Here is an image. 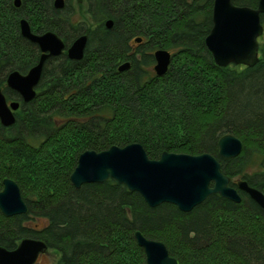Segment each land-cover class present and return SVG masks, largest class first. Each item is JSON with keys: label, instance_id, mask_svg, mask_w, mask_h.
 <instances>
[{"label": "trees", "instance_id": "trees-1", "mask_svg": "<svg viewBox=\"0 0 264 264\" xmlns=\"http://www.w3.org/2000/svg\"><path fill=\"white\" fill-rule=\"evenodd\" d=\"M76 1L86 3L89 22L74 21L69 0L61 10L52 0L17 8L0 0V88L20 102L15 125L0 127V191L5 178L14 180L27 207L10 218L0 212V246L11 251L33 238L59 253L54 264H147L139 231L178 264H264V209L242 192L239 204L212 194L182 213L167 203L150 208L113 179L80 188L70 181L84 151L139 143L154 160L208 153L231 186L239 176L264 195V43L255 66L221 68L205 46L214 0ZM21 17L34 34H58L66 48L87 35L79 62L64 53L46 61L27 104L5 85L10 72L25 74L39 59L38 46L19 35ZM159 49L171 54L161 76L152 68ZM124 63L130 67L120 72ZM225 134L241 142L236 157L219 156Z\"/></svg>", "mask_w": 264, "mask_h": 264}, {"label": "water", "instance_id": "water-1", "mask_svg": "<svg viewBox=\"0 0 264 264\" xmlns=\"http://www.w3.org/2000/svg\"><path fill=\"white\" fill-rule=\"evenodd\" d=\"M53 2L55 10H61L65 5L64 0ZM14 3L15 7L20 6L19 0H14ZM257 4V7L252 9L234 5L233 0L213 1L212 26L205 38V46L218 67L230 65L253 67L259 61L257 39L261 37L263 31L260 16L264 15V0H258ZM237 19L249 21L252 28L250 27L243 35H231L233 28L231 23ZM244 21L238 23L243 25V29L246 24ZM18 25L19 35L38 46L40 54L36 64L25 74L17 70L10 72L6 77V88L16 91L21 102L27 104L37 95L36 88L46 61L63 53L70 60L80 61L84 57L87 35L79 36L66 48L62 40L51 32L42 35L33 34L24 18L18 22ZM104 25L109 30L113 21L106 20ZM232 37L235 39L240 37L249 48L234 49ZM135 42L140 43V39L136 38ZM153 56L154 73L164 75L171 63L170 52L159 49ZM129 67L130 64L124 63L118 70L121 72ZM19 108L20 102L8 103L0 88V126L6 128L15 125V113ZM217 148H219V156L223 159L236 157L242 149L240 140L231 134L222 136L218 140ZM70 176L71 184L75 188H80L85 183L96 184L113 179L124 185L128 191L141 195L150 208L167 203L175 205L180 212L186 213L212 194H219L222 198L239 204L241 200L239 192H242L264 209L263 193L248 185L245 180L238 179L235 187L231 186L228 176L221 170L220 162L208 153L188 155L163 152L159 159L154 160L148 158L139 143L128 144L125 147L112 146L102 152L81 153ZM0 212L8 218L27 213L20 189L10 178H5L2 182ZM134 239L138 247L144 250L147 264H178L177 260L169 255L163 243L146 239L139 231L134 233ZM45 251H47L46 243L33 238H23L11 251L0 246V264H35Z\"/></svg>", "mask_w": 264, "mask_h": 264}, {"label": "rangeland", "instance_id": "rangeland-1", "mask_svg": "<svg viewBox=\"0 0 264 264\" xmlns=\"http://www.w3.org/2000/svg\"><path fill=\"white\" fill-rule=\"evenodd\" d=\"M20 1V0H19ZM54 1V0H53ZM67 1V0H66ZM54 3V2H53ZM69 3H70V7L73 9V12H75V15H74V21H85V22H89V20L91 19L90 15L87 14V11H86V3L85 2H78L76 0H69ZM19 14H17L18 16ZM20 16V15H19ZM19 18V17H18ZM23 18V17H21ZM25 18V17H24ZM27 19V18H25ZM97 24H95L94 26H96ZM32 27V26H31ZM33 28V27H32ZM33 31V30H32ZM258 42L259 43H264V32L263 34L261 35V37L258 39ZM153 68V67H152ZM151 68V70H152ZM7 77V76H6ZM6 85V84H5ZM9 101V100H8ZM260 169L259 168H253V169H249L247 171V173H252V172H255V171H259ZM240 177L238 176L237 178H235L234 180L237 182L238 179ZM59 257V253H57L56 251H52V250H47L45 251L43 254H41L39 256V258L37 259L36 263L35 264H54L55 261H57Z\"/></svg>", "mask_w": 264, "mask_h": 264}, {"label": "bare ground", "instance_id": "bare-ground-1", "mask_svg": "<svg viewBox=\"0 0 264 264\" xmlns=\"http://www.w3.org/2000/svg\"><path fill=\"white\" fill-rule=\"evenodd\" d=\"M20 3V2H19ZM21 4V3H20ZM54 8V7H53ZM256 8V7H255ZM253 9V8H252ZM243 18V17H242ZM242 18H240V19H242ZM240 19H237V20H234V21H232V33H231V29H230V33H231V35H236V36H239V35H243V33H247V31L250 29V27H251V25H250V23H249V21H244L245 20V18H243L244 20H242V21H244L246 24L244 25L245 27H244V29L242 28V26L239 24L238 25V23H240V22H242ZM247 19V18H246ZM233 20V19H232ZM238 20H240V21H238ZM260 20H261V16H260ZM235 21H237V22H235ZM233 22H235L234 23V25H233ZM244 22H243V24H244ZM225 25V24H224ZM238 25V26H237ZM261 25H262V23H261ZM263 26V25H262ZM242 28V29H241ZM252 28V27H251ZM229 30V29H228ZM46 32H51V33H53V34H55L54 32H52V31H49V30H46ZM46 32H43V33H40V35H42V34H44V33H46ZM263 32H264V26H263V31H262V34H263ZM225 34V33H224ZM56 36H58L59 37V35L58 34H55ZM249 35V34H248ZM60 38V37H59ZM251 38V37H250ZM260 37H258V39H259ZM61 39V38H60ZM232 40H233V47H234V49H236V48H238V49H248L249 47L246 45V43L244 42V41H241V39H240V37L238 38H234V37H232L231 38ZM258 39H257V42H258ZM62 40V39H61ZM74 41V40H73ZM72 41V42H73ZM63 42V41H62ZM71 42V43H72ZM230 42V41H229ZM228 42V43H229ZM70 43V44H71ZM231 43V44H232ZM64 44V43H63ZM70 44H69V46H70ZM230 44V45H231ZM65 47H66V45H65ZM232 47V48H233ZM250 48H251V45H250ZM85 52V51H84ZM84 55V54H83ZM85 56V55H84ZM84 58V57H83ZM82 60V59H81ZM79 62V61H78ZM44 67V66H43ZM18 71V70H17ZM43 72V71H42ZM42 75V74H41ZM41 78V77H40ZM6 80V79H5ZM40 81H41V79H40ZM39 81V82H40ZM5 84H6V81H5ZM8 89V88H7ZM8 90H10V89H8ZM1 91H2V89H1ZM10 91H12V90H10ZM13 92H16V91H13ZM2 93H3V91H2ZM17 93V92H16ZM3 95H4V97H6L5 96V93H3ZM21 100V99H20ZM8 103L10 102V101H7ZM24 104V103H23ZM19 110V109H18ZM15 115H16V113H15ZM0 127H2V126H0ZM4 128V127H3ZM6 128H8V127H6ZM5 128V129H6ZM156 241V240H155ZM144 251V250H143ZM39 258V257H38Z\"/></svg>", "mask_w": 264, "mask_h": 264}, {"label": "flooded vegetation", "instance_id": "flooded-vegetation-1", "mask_svg": "<svg viewBox=\"0 0 264 264\" xmlns=\"http://www.w3.org/2000/svg\"><path fill=\"white\" fill-rule=\"evenodd\" d=\"M21 1V0H20ZM65 2H66V0H64ZM52 2H53V0H52ZM17 8V7H16ZM21 19H23V18H20L19 20H18V22L21 20ZM25 19V18H24ZM26 21H27V19H26ZM28 22V21H27ZM28 25H29V23H28ZM30 28H31V26H30ZM32 31V30H31ZM33 33V32H32ZM34 34V33H33ZM35 34H37V33H35ZM37 35H40V34H37ZM32 44V43H31ZM34 45V44H33ZM38 50H39V48H38ZM39 54H40V51H39ZM8 101V100H7ZM10 101V100H9Z\"/></svg>", "mask_w": 264, "mask_h": 264}]
</instances>
